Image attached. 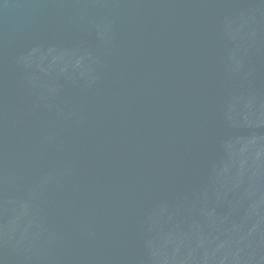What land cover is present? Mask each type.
<instances>
[{
  "label": "water",
  "instance_id": "water-1",
  "mask_svg": "<svg viewBox=\"0 0 264 264\" xmlns=\"http://www.w3.org/2000/svg\"><path fill=\"white\" fill-rule=\"evenodd\" d=\"M0 264H264V0H0Z\"/></svg>",
  "mask_w": 264,
  "mask_h": 264
}]
</instances>
